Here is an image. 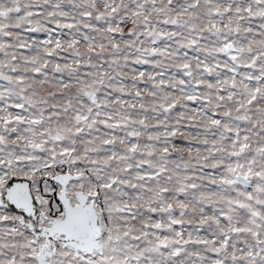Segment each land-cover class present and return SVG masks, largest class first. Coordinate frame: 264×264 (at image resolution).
Instances as JSON below:
<instances>
[{
    "label": "snow or ice",
    "instance_id": "1",
    "mask_svg": "<svg viewBox=\"0 0 264 264\" xmlns=\"http://www.w3.org/2000/svg\"><path fill=\"white\" fill-rule=\"evenodd\" d=\"M0 264H264V0H0Z\"/></svg>",
    "mask_w": 264,
    "mask_h": 264
}]
</instances>
